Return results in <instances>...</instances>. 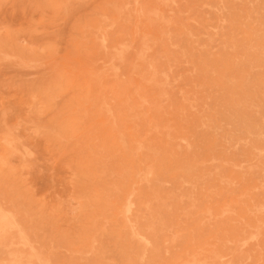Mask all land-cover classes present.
Returning a JSON list of instances; mask_svg holds the SVG:
<instances>
[{
	"label": "rangeland",
	"instance_id": "1",
	"mask_svg": "<svg viewBox=\"0 0 264 264\" xmlns=\"http://www.w3.org/2000/svg\"><path fill=\"white\" fill-rule=\"evenodd\" d=\"M118 3L133 12L135 0H0V211L29 238L0 245V264H27L32 245L41 264L121 263L128 198L140 234L125 264H264V140L233 112L264 116V0H152L145 30L114 20ZM146 139L175 152L169 175L192 166L171 191L154 185L156 155L148 171L135 158ZM133 166L149 206L135 176L119 178Z\"/></svg>",
	"mask_w": 264,
	"mask_h": 264
},
{
	"label": "bare ground",
	"instance_id": "2",
	"mask_svg": "<svg viewBox=\"0 0 264 264\" xmlns=\"http://www.w3.org/2000/svg\"><path fill=\"white\" fill-rule=\"evenodd\" d=\"M126 1L129 2L130 0H126ZM151 1L152 0H135V7L133 8V12L131 10L128 11L125 10L126 14L122 13V6L121 4L118 3L115 10L116 15H114L113 19L117 21L120 18H127L129 20L130 16H134V18H136V21L138 22L142 18L144 19L143 30H145L147 27V22L153 24V21L150 20V18L152 17L159 18V15L157 13H153L149 11V9L152 7H148V3ZM144 32L145 33L141 35L142 39H147L148 33L146 31ZM101 40L102 41H99L98 48L103 53H107L108 50L106 47L107 46L111 47V46L107 45V43H105L103 39ZM140 44L142 48H145V45L142 42ZM124 49H125L124 44L116 45L113 47V51L107 57L110 58L112 55H117L120 58H122V52ZM233 112L235 114L241 112L239 114V117L242 119L244 123L243 127L247 130V132L249 133L253 132L256 138L260 140H264V116L253 117L249 115V112L247 110H243V104L239 102L234 106ZM228 114L229 112H227L226 115ZM204 141H205V146L207 148H211L214 144L213 141L207 138H204ZM160 148L161 146L155 144L153 141L146 139L141 143V145L137 146V149L139 150L135 152V158L138 161L149 163L146 169V171H148L152 164L153 158L156 155L157 160L154 164V167L152 170H149V172H153L156 175L157 179L155 180L154 185H159L158 190L171 191L172 188L165 183L166 181L170 180V175L175 181H180L182 183L184 182L185 178L192 172L191 170L192 166L188 164L177 163L174 171L169 175L168 169L164 167V162L176 161L177 160L176 155L173 149H169L168 151L165 152H160L161 151ZM154 149H160V150L158 152H155ZM132 176H135L137 178L136 181L140 183V186L138 187L136 192L137 198L139 199V197H141L140 196L141 189L143 187H147V188L151 187L150 179L148 176L146 177L141 175L138 176V171L136 170L135 166H133L130 170L124 169L119 173V178L122 179L123 181H126L128 178ZM115 192L118 195L119 193H122V197H123L127 193H129V190L126 188H116ZM132 202L133 200L128 198L125 203L119 204L121 206L119 210L123 214L124 223L121 226L119 230V234L117 236L119 239V244L121 245V250L123 251L124 254V259L122 260L121 263L116 261L115 263L112 264H125L126 258L123 247L130 238L139 236L140 234V232L132 225L131 220L125 216L130 212L131 209H133L131 206ZM138 202L140 205L144 204L145 206H149V196L141 197V199H139ZM17 232L19 233L18 235ZM16 236H18L22 245L28 243V239H29L28 235L22 232V227L20 225V222H18L17 225L15 219L10 220L3 212L0 211V243L3 242L0 245L9 246V247L12 246ZM134 242L144 247L145 250L141 252L140 255L144 254L145 251L147 250V243L141 237L136 238ZM131 252H133L132 249L128 251V253ZM29 257L32 259L27 260V264H32V261L34 259H36L38 263L41 264L45 258V256L38 249H36L34 245H32V250ZM18 263H21L19 259L12 258L10 259L9 263H4V264H18Z\"/></svg>",
	"mask_w": 264,
	"mask_h": 264
}]
</instances>
